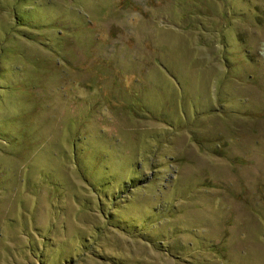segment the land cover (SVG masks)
Segmentation results:
<instances>
[{"label":"rangeland","instance_id":"374dc122","mask_svg":"<svg viewBox=\"0 0 264 264\" xmlns=\"http://www.w3.org/2000/svg\"><path fill=\"white\" fill-rule=\"evenodd\" d=\"M0 264H264V0H0Z\"/></svg>","mask_w":264,"mask_h":264}]
</instances>
